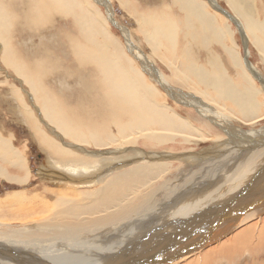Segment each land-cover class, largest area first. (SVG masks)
Wrapping results in <instances>:
<instances>
[{
	"label": "bare ground",
	"instance_id": "1",
	"mask_svg": "<svg viewBox=\"0 0 264 264\" xmlns=\"http://www.w3.org/2000/svg\"><path fill=\"white\" fill-rule=\"evenodd\" d=\"M18 1L8 0L7 3L6 0H0L1 60L2 64L6 65L5 68L9 71L11 68L19 79V84H16L14 89L11 87L12 94L20 98L23 103L25 98L23 99L22 95L27 90L34 105L38 106L37 109L32 110L29 106L26 107V104L24 118L26 123L33 128L34 137L38 140L42 151L47 156L56 159V163L49 164L60 166L58 172L55 169L51 170L55 175L57 174L55 177L62 179L72 177L80 182L89 178L87 180L89 186L90 184L98 185L93 189L76 190L79 186H72L67 181L61 183V185L76 188L72 190L65 187L55 188V184L54 187H50L45 183H39L40 194L43 196L38 199L49 196L47 200L52 201L57 196L58 201L63 203L67 201V193L73 192L72 194L79 195L78 199L84 201V205L76 202L67 206L66 215L58 221L63 226L37 224L32 226L31 230L23 231L26 239L17 242L16 246L30 249L8 248L12 252L9 257L12 260H0V264H16L13 259L26 263L31 262L21 258L23 253L33 255L31 256L34 260L33 264H53L52 260L46 257L52 256L51 252L55 249L63 251L65 258H69L66 261L71 264H80V260L83 264H100L104 259L113 260V258L120 259V264H153V261L143 263L140 256L130 254L128 258L121 256L124 252H116L120 248L111 249L112 246L106 245L107 241L100 240L97 236L92 237L94 238L92 242L82 241L78 233L92 228L97 230L103 226L104 220H118L130 215L137 217L131 222L132 229L135 230V225L141 221L139 218L146 220L151 216L147 211L142 212L143 209H141L149 206L148 200H155V197L160 194L159 200L163 202L177 192L178 188L188 185L191 187L188 186L190 189L187 188L185 193L191 197L186 196L188 198L186 200L183 199L186 197H183V204H178L179 208L173 213L176 216L182 215L187 218L180 217L173 221V230L182 220H200L197 223H202L207 213L210 215L219 211L213 208L221 198L238 197L239 200H235L231 207L226 206L228 208L223 215H221L223 211H220L217 214L219 217H211L205 221V227L208 229L216 218L223 221L228 219L227 212L231 213L232 210L238 212L245 207L254 208L245 216L248 218L257 214L259 216L264 211V168L262 169V166L264 167V147L253 151L251 145H248L255 142L253 138L264 141V126L261 125L264 122V89L259 91L252 86L253 78L258 72L248 58L250 55L249 37L254 31L262 30V35H253L255 37L253 42L264 53V23L257 24L249 17L242 19L241 15L244 14L245 8L235 0H230V7L235 16L226 8L220 7L217 0H205L219 13H223L231 21L237 23L235 25H237L238 32L244 39V56L246 57L244 65L248 69L245 68L238 72V78L230 79L229 82L219 59L208 55L206 57L212 58H203L205 61L203 69L189 71L196 77V81H194V86L186 87L191 83L185 81L189 78V74L180 77L178 71L171 66V79L179 81L184 88L186 87L185 90H190L187 91L190 93L184 96L190 95L197 107L196 111L208 120L207 122L197 120V124L190 118L176 113L170 103L164 100L162 93L178 100H182V95H178L182 93L177 91L179 89L171 87L169 80H165L166 76L164 78L163 73L145 52L136 47L132 40L134 33H131L134 30L113 20V10L109 8L108 1L21 0V3ZM116 1L122 6L123 11L126 12L129 9L133 13L136 30L151 45L152 51L159 52L163 51L162 48H167V55L162 52L161 55L168 60L171 58L167 56L175 53L171 52V49L175 43L177 30L184 34L183 37L191 38L193 41H202L209 37L211 27L206 24V21L214 27L215 31L218 28L222 32L225 31L223 23L219 22L215 16L206 14L204 0H171L174 6H180L183 11L190 9L198 15L194 19H186L182 13V16H179L180 20L171 16L172 4L166 0L160 1L161 5L155 10L148 6L150 11L143 9L142 13L135 10L137 6L135 8L131 6V4L135 5L132 0ZM110 2L112 3L113 0ZM99 3L109 10L108 15L112 18L110 21L116 24V27L121 28L127 40L126 48L115 39V35L110 30L112 26L106 20L107 16L104 15V19L102 18L103 13L101 14L100 9L97 8L100 7ZM21 5L26 7L22 8ZM252 5L245 7L250 9ZM11 11H14V14L18 12L19 15L22 13L23 21L15 24ZM250 12L259 15L264 22V12L257 14L252 9ZM57 15L69 21L70 26L72 24L77 36L70 34L71 32H64L59 35L61 38L56 39L59 43L57 46H50L45 39V41L41 40L35 49H28L30 51L27 50L29 53L26 52V56L21 54L14 42L15 33L21 39L25 36L26 29L40 31V33L46 30V27L50 30ZM234 18L237 19L234 20ZM133 37L136 39V36ZM127 49L131 51V55L128 54ZM226 53L231 57V59L226 58L228 63L236 67L234 69H238L235 55L231 52ZM145 75L150 77L164 92L151 85ZM255 78L261 81L258 75ZM35 111H38L39 117L35 116ZM259 125H261L259 130H248L249 127ZM201 132L211 136L209 141H214L212 147L206 152L201 154H197L198 151H193L192 154L181 152L183 155L179 157L183 163L163 161L166 157L174 158L177 153L164 152L163 157L154 155L159 153L156 150L169 145L188 143L199 145V139L195 135H200ZM242 142L245 146H242ZM87 145L96 147V150L87 149ZM3 146L5 148L3 152L0 150V155L2 154L4 158L11 149V156L14 159L12 160L13 168L16 166V170L20 167L27 169L24 154L14 152L9 146V141L0 137V148ZM237 147L250 149V151H246L244 155V152ZM105 149L109 152L107 153ZM20 162L24 164L20 166L18 164ZM185 172L189 174L181 181V176ZM156 175H159L158 182L156 184L148 182L150 183L149 191L146 192L144 187L148 183L145 181ZM3 177L0 170V178L4 179ZM197 177L200 179H196ZM258 177L262 178L260 183ZM160 178L163 180L160 181ZM220 180H223V184H220ZM25 181L28 182L29 179ZM93 181L96 183H92ZM168 182L175 184L177 189L163 190ZM200 185L201 190L199 187H194ZM254 185L256 187L253 189L251 186ZM250 187L249 196L255 194L257 190L258 197L250 196L242 201L240 196H244ZM236 190L237 195H235ZM230 202L232 203V200ZM112 206H117V210L106 215L105 218L97 217L93 221V218L87 220L89 219L87 216L83 220L79 217L80 214L105 212L108 207ZM152 208L148 209L152 210ZM36 209L42 211L43 207H36ZM55 209V205L49 206V212L56 214L57 211H53ZM191 211H193L192 214H190ZM201 216L204 217L200 218ZM256 219L260 222L259 227L250 222L245 227H241L242 229L239 228L235 235L228 237L226 243L219 244L207 253L198 244L205 236L200 235L195 241L196 250L193 247L191 251L189 250L190 253L189 251L183 253L177 250L172 251L173 261L168 264H225L230 259H234L231 258L233 254L237 258V262L234 259V264H264V219L262 217ZM40 220L43 221V219ZM221 220L220 222H223ZM32 222L39 223L38 219ZM231 223L227 226L228 228L237 224L236 221ZM42 234L43 237L49 239L42 240L40 243L37 240H28L30 235L34 238ZM217 235L221 234H214L212 237H217ZM17 236H21V239L23 237V235ZM184 237H179V246H185L186 242L189 243L188 240L182 242ZM5 238L0 235V243L8 242L5 244L12 245ZM112 238L113 236H110L108 239ZM70 240L73 241L69 242ZM74 244H77L79 248L75 250L74 247H65ZM146 246L144 245L143 249L148 248ZM81 248L85 250L84 253L77 255V252L82 250ZM150 254L153 256L152 253ZM91 255L94 257L91 258Z\"/></svg>",
	"mask_w": 264,
	"mask_h": 264
},
{
	"label": "rangeland",
	"instance_id": "2",
	"mask_svg": "<svg viewBox=\"0 0 264 264\" xmlns=\"http://www.w3.org/2000/svg\"><path fill=\"white\" fill-rule=\"evenodd\" d=\"M19 1L21 3V0ZM105 1L109 2L108 3L109 8L113 10V14H114L113 20L116 21L118 24L121 23L122 25L129 27L130 29H132V31L133 30L135 31L131 33H134L132 34V40L135 43L136 47L138 49H141L142 52H145V54L150 58V60L154 63V65L163 73L164 78L166 76L165 80H169L168 83L171 85V87H173L174 89H179L177 91L179 93H182V94H178V95H182L181 97L182 100L173 99L170 95H163L162 93L161 95L163 96L164 100L170 103L171 107L174 110H176V113H180L190 118L193 122L197 124H198L197 120H201L205 122H207L208 120L205 117L201 116L196 111L197 107H195V104L192 102V97L190 95L184 96V94L190 93V92L187 93V91H190V90H185V88L194 86V81H196V77L191 75L189 71L195 70V69H203V64L205 62L203 58H212V57L215 59H219V61L222 63L223 71H225V77L227 78V81L229 82H230V79H235L236 77L238 78V72L243 71L245 68L248 69V67H245L244 65V59L246 58L244 56L245 54L244 39L242 38L241 34L238 32L237 25H235L237 23L231 21L230 18L227 16L229 18L228 19L226 15H224L223 13L221 12L219 13V11H217L213 6L208 4V1L204 0L206 4L205 5L206 7L204 8L206 11V14L208 16L209 15L215 16L219 22L223 23L224 24L223 27L225 28V31L222 32V30H220L219 28L215 31L214 27L206 21V24L209 27H211L209 37L202 41H193L191 38L183 37L184 34H181V32L177 30L175 34V38H176L175 43L173 45L174 49L173 48L171 49V52H175V53H172L167 56V57H170L171 60H168L167 58H164L165 56L161 55V52L167 55V52H168L167 48H164L165 50L162 48L163 51H159V52L157 51L155 52L154 50L152 51L151 45L148 42H146L145 41L146 39H143L142 34L139 33L138 30H136L137 27H136V22L134 21L135 18H133L134 15L129 9L126 10V12L123 11L122 6H120L119 2L116 0H113L114 3L113 2L111 3L110 0H105ZM132 1H134L135 5L131 4V6L133 8L137 6V9L135 10L138 13H142L145 9L147 11H150L148 6H150L152 10H155L157 6L161 5L160 1L162 0H132ZM166 1L172 4L171 0H166ZM199 1H203V0H199ZM235 1L239 2L245 8L244 14L241 15L242 19L249 17L247 10H246L247 8L245 7V6H248L249 4L250 5L253 4L250 9H252L255 13L258 14V13L264 12L262 9H260V7L255 5V4H258L259 6L260 5L264 6V0H254L255 4L252 3L253 2L252 0H235ZM6 2L8 3V0H6ZM217 2L219 3L218 5L220 7L226 8L232 15L235 16V14L232 12V9L230 7V0H217ZM99 5L100 7H97V6L96 7L100 9L99 12H101V14L103 13L102 14L103 16L101 15L103 19H104V15L107 16L106 20L112 26L110 30L115 35V39L118 41V43L120 42L122 46L123 47L125 46L126 48L127 40L125 36L123 35L121 28L116 27V24L114 25L110 21L112 20V18H110L108 15L109 10L107 9V7H105L103 4H100V3ZM21 6L22 8L26 7L24 5H21ZM13 12L14 11H11V14ZM182 13H183L184 18L186 19L187 18L194 19L198 16L196 13L192 12L190 9H185L183 11V9L180 6H174L172 4L170 14L173 18L180 20L179 16H182ZM255 17L259 18V15H255ZM12 18L15 24H18L20 23V21L21 22L23 21L22 13H20V15L18 12H16V14L13 13ZM236 19L237 18H234V20ZM53 22L54 23L52 24V27H50L51 28L50 30H48L46 27V30H43L41 33L40 31L35 32V31L26 29L25 36H23L21 39H19L17 33H15L16 38L14 42L17 44V47L20 50V53L23 55H25L26 52L29 53L28 51L30 50L28 49H31V48L35 49L40 44L39 42L41 40L45 41V39L50 43V46L51 45L57 46V44L59 43L56 39L61 38L59 35L64 32H68V33L71 32L70 34L77 36L76 35L77 33H75L76 31L73 30L72 24L70 26V22L66 21L64 17L57 15ZM262 22L263 20L259 21L257 24H261ZM226 29H227V32H226ZM13 32H15L14 28H13ZM255 34L262 35V30L254 31L250 35L249 37L250 55L248 58H250L249 60L252 62L251 63L252 66L258 72L257 75L261 78V81H259L257 80L258 78L257 79L255 78L257 75L254 76L253 81H252V86L255 87L256 90L261 91L264 89V82H262V79H264V53L253 42L255 38L253 35ZM133 36H136L137 40ZM127 51H128V54L131 53V51H129L128 49ZM226 52H231V54L235 55V57L234 56L233 57L235 58V62H237L238 69H234L236 67H232L230 63H228L226 58L231 59V57L227 56ZM1 54H2V49L0 48V65H1L0 66V87H1L0 88V137L6 138L9 141V146L14 150V152L17 151V152H20L21 154H24V156L26 157L25 166L27 167V169H23L20 167L19 170H16L17 168L16 166L15 168H13L14 162H12V160L14 159L11 156V149H9V151L4 156V158L2 157V154L0 155V170H1V175L4 176L3 177L4 179L0 178V235H3L4 237H6L5 239L10 241L12 244V245H6L5 243H8V242L0 243V255H1L0 260H6V259L9 260L10 259L9 257L12 255V252L9 249H14V247L30 249V248H24L22 246H16L17 242H19L20 240L24 241V239H26L24 237L26 235L22 233L23 231L31 230V227L37 224H43V225L53 224L54 226H58V227L63 226L58 221L63 219V217L66 215L65 210L67 209V206H69L72 203H76V202H78L81 205H84V201H81L78 199L79 195L78 196L74 195L72 194L73 192L67 193L66 195L67 201L66 202L63 201V203L58 201L57 196H55L52 199V201L47 200V198L49 197L47 195H46L47 198L45 197V198L38 199L41 196H43L40 194L41 190H40V186H38L39 183H45L50 187H54V184H55V188L62 189L63 187H65L66 189H72V190L73 189L75 190L76 188H77L76 190L93 189L98 184H90L89 186L87 183V180L89 178L87 180H83L80 182L72 177H66L63 179L55 177L57 174L55 175V173L52 172L51 170L55 169V171H57L59 170L58 167L60 166L57 164H49L53 162L56 163L55 161L56 159L55 158L53 159L50 156H47L44 153V151H42V148H40V144L37 142L38 140H36V137H34L35 135H34V131L32 130L33 128H31L30 125H28L29 123L28 124L26 123L25 118H24L26 115L25 114L26 107L29 106L32 110H34V109H37L38 106L34 105V103L32 102L33 100L30 94L28 95L29 92L27 90H25L22 95L23 99L25 98V100L22 99L23 103L21 102L20 98L16 97L15 95L13 96L11 87L14 89L15 85L19 84V81H18L19 79L17 75L11 70V68L9 71L7 68H5L6 65L2 64ZM208 55H212V57H206ZM132 56H133V53H132ZM63 61L65 62V59H63ZM171 66L173 67V69L178 71L180 77L189 74V78H186L185 81H188L191 83H189V85H187L184 88L182 84L179 83V81L176 82L175 80L171 79L172 77ZM145 77L146 79H148V82L151 85L156 87L159 91H163L160 86L159 88L157 87L155 82L152 79H150V77H148L147 75H145ZM26 98L28 99L26 100ZM36 115L37 117L40 116V114H38V111H35V116ZM261 125L264 126V122ZM261 125L249 127L248 130L249 131L259 130ZM199 134L200 135H195V137L199 139V142H200L199 145H194L190 143L178 144L174 146L169 145V146H165L162 149L160 148L159 150H156V152H159V153L154 154V155H159L160 157H163L164 152L165 153L167 152L177 153L176 156L172 158L174 160L166 157L167 160L165 159L163 161L183 163V161L180 160V157H179L183 155L181 152L185 151L188 154H192L193 151H198L197 154H201L203 152H206L207 149L211 148L212 147L211 145L214 144V141L213 142L209 141L211 136H208L207 134L203 132ZM252 140H255L256 143L254 142L248 145H251V148L253 149V151L255 149H256L255 151H257L261 149V147L262 148L264 147V141H259L260 139L258 138L256 139L253 138ZM241 144L242 146H245L243 145V142ZM137 146H140V145H137ZM4 148L5 146L0 148L1 152H3ZM86 148L89 150H96V147L91 146V145H87ZM170 148L171 150H169ZM172 148H174V150ZM237 148L243 151L244 155L246 151H250V149L248 150L242 147H237ZM105 151L107 153L109 152L107 149H105ZM18 164L22 166L24 163L22 164L20 162ZM49 165L51 167H49ZM114 168L117 169L118 167H114ZM263 168L264 167L262 166V169ZM187 174L189 173L185 172L182 174L181 181H183V179L187 176ZM28 179L29 181L26 182L25 180H28ZM82 179H85V178H82ZM158 179H159V175H156L152 179L150 177V180H146L145 183L152 182L156 184L158 182ZM196 179H200V177H197ZM215 179L217 178L215 177ZM261 179L262 178L258 179L259 183L261 182ZM162 180L163 178H160V181ZM64 181H67L68 184L72 186L77 185L79 187L75 188L72 186L61 185V183H63ZM222 181L223 180H220V184H223ZM92 183H96V181H93ZM149 185L150 183L146 184L144 187V190L146 192L149 191L148 190ZM255 185L257 186L258 184L256 183ZM255 185L251 187L254 189L256 187ZM188 186H185L183 188H178L177 192L172 194L170 198L165 199L163 202L159 200L160 194L158 197H155L156 198L155 200H148L149 206L147 208L142 207L141 209H143L142 212L147 211L151 216L146 220H142L141 218H139L141 221L135 225L136 226L135 230L132 229L133 225L131 222H133L134 218H137V217L135 215H130L127 218L118 219V220H114V219L110 221L104 220L103 226H101V228L97 230H94L92 228L90 230H83L81 233H78L79 239L82 241H86V242H92L93 239L96 238L97 236L100 240L102 239L105 242L107 241L108 243L106 245L112 246L111 249L116 250L120 248L119 250H116V252L117 251L124 252L121 256H124L126 258H128V254L136 256V257L140 256L142 257L141 261L143 263L146 261H153L155 257L160 258L161 256H163V253L167 250L163 248L164 246L163 243H164V240L167 239L165 238L166 235L172 232V227L174 223L173 221H175L176 219H179L180 217H182L183 219L187 218L182 215L176 216L173 213L179 208L178 204L182 205L183 201L188 199L187 197H191V196L186 195L187 193H185L186 189L187 188L190 189L191 187V186L190 187ZM194 187H199V190L202 189L201 185L194 186ZM251 187L248 188V190L244 193V196L243 195L240 196V199L242 201L250 198L251 195L249 196V191L251 190ZM176 189H177V186H175V184H173L172 182H168V184H166V186H164L163 188V190H176ZM237 190L235 191V195H237ZM255 192L256 193L253 194L251 197L253 198L258 197L257 190ZM14 195H18V196H14ZM183 197H186V198H183ZM75 198L77 200H75ZM88 199H91V198L88 197ZM232 199H233L232 197L231 198L229 197L221 198V200L215 204L213 209H218L219 210L218 212L223 211L221 213V215H223V213L227 210L225 208H222L221 202L225 200L224 204H226L227 202H230ZM52 205H55L56 209L53 211H57L56 214H54L53 212H49V206H52ZM36 207H43V210L37 211ZM150 207H153L152 210L148 209ZM116 210H117V206H112L111 208L108 207L105 210V212L97 211L95 213L93 212L88 213L87 215L80 214L79 217L81 218V220H83V218L87 216L89 217V219L87 220H90L91 218H93V221H94L97 219V217L105 218L106 215L113 213ZM253 210L254 208L252 209V207L247 208V210L243 212L241 216H238L239 214L237 213V211L233 212L232 214L234 215L231 217L229 216V218L224 220L223 222H220V220L218 221V219L216 218L215 222L214 223L212 222L213 224H211L209 227L210 232L208 233H212V235L222 234L225 231L229 230L230 228H228L227 226L229 224H232L231 222L236 221L237 224L233 225V227L231 228L232 230L229 231V233H227L224 237L219 239L217 242L215 241L209 244L207 247L203 248V250L207 253L213 250L214 248H216L219 244L226 243L228 241V237L235 235V233L237 232L239 228L245 227L246 225H248V223L250 224V222L251 223L253 222L255 226L257 225V227H259L260 222H257L256 218L262 217V219H264V211L260 213L259 216L257 214L251 218L245 217L249 211L252 212ZM218 212L212 213L210 215L207 213L206 221H208L211 217H219V215H217ZM192 213L193 211L190 212V214ZM227 214H230V213L227 212ZM204 216H201L200 218ZM36 219H38L39 223L32 222V221H35ZM40 219H43V221ZM216 222L217 224L215 225ZM103 234H105V236H103L104 238L102 237ZM17 235H23L22 239H21V236L19 237ZM110 236H113V238L109 240L108 238ZM47 239L49 238L43 237V234L40 236L34 237V238L31 235L28 236V240H37V242L39 243L40 241L47 240ZM72 241L73 240H70L69 242H72ZM32 242H35V241H32ZM76 245L77 244L68 245L65 247H74V249L76 250L77 248H79V246H76ZM144 245H147L148 248L143 249ZM81 249L83 250V252L82 250H80L77 252V255H82L84 253L85 250L83 248ZM56 250H58V252ZM128 251H132V252H128ZM51 253L54 256L52 255L46 258L51 259L53 264H62V263L71 264L66 261L69 258L68 257L65 258V254H63V251L61 252L60 249H55V251H52ZM150 253H152L153 256H151ZM21 255H22L21 258H23L25 261H31V262L26 263V262H21L18 260L15 261L14 259H13V262L16 264H33L32 262L34 260L31 257L33 256L32 254L23 253ZM234 255L235 254H233L231 258H234L235 261L237 262L236 260L237 258H235ZM90 257L93 258L94 255H91ZM234 259L232 260L230 259L228 262H225V264H234L235 263ZM101 260L103 259L101 258ZM119 262H120V259L113 258V260L104 259L100 264H120ZM79 263L83 264L82 260H80ZM34 264H40V263H34ZM47 264H50V263H47Z\"/></svg>",
	"mask_w": 264,
	"mask_h": 264
},
{
	"label": "water",
	"instance_id": "3",
	"mask_svg": "<svg viewBox=\"0 0 264 264\" xmlns=\"http://www.w3.org/2000/svg\"><path fill=\"white\" fill-rule=\"evenodd\" d=\"M235 200H238V197H235L232 199V203L231 202H227L226 204H224L225 200L221 202V206L222 208L227 209L228 207L226 206H230L233 204V202H235ZM247 208L249 207H245L241 210H238V216H241V214L243 212H245L247 210ZM233 211L235 212L236 210H232L231 213L229 214V216L231 217ZM205 218V219H204ZM202 219V223L200 222L199 224L197 222H199L198 220L193 221V219H187V220H182L179 224V226L177 228H175L174 230L172 229V232L168 235H166L165 238H167L166 240H164V249H167L168 251H165L163 253V256H161L160 258H154L153 260V264L157 263V264H168L171 261H173L171 252L172 251H179L181 253L185 252V251H189L191 248L194 247V249L196 250L195 246L197 243H195V241L199 238L200 235H205L203 237V239L198 243L200 248H204L206 246H208L209 244L221 239L222 237H224L227 233H229V231H231L232 229L230 228L229 230L225 231L224 233H222L221 235H217V237H212L211 234L208 232L209 229L205 227V221L207 220L206 217H204ZM221 220V219H220ZM219 221V220H218ZM217 221V222H218ZM223 221V220H221ZM217 222L215 224H217ZM197 225V226H195ZM195 235V236H194ZM180 236H185L182 242H186L185 240H188L189 243L186 242L185 246L180 245L178 240ZM176 248V249H175ZM191 251V250H190ZM189 251V253H190ZM181 258V257H180Z\"/></svg>",
	"mask_w": 264,
	"mask_h": 264
},
{
	"label": "crops",
	"instance_id": "4",
	"mask_svg": "<svg viewBox=\"0 0 264 264\" xmlns=\"http://www.w3.org/2000/svg\"><path fill=\"white\" fill-rule=\"evenodd\" d=\"M253 2L252 3H254V0H252ZM255 4V3H254ZM255 5H257L258 7H260V9H262L263 11H264V6H262V5H258V4H255ZM247 10V13H248V15H249V18H250V20L251 21H253V22H255V23H258L259 21H261L262 19L259 17V18H256L255 17V15H253L251 12H250V10L251 9H246ZM264 22H262L261 24H263Z\"/></svg>",
	"mask_w": 264,
	"mask_h": 264
}]
</instances>
